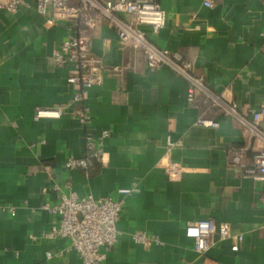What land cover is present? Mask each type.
Masks as SVG:
<instances>
[{
  "label": "crops",
  "instance_id": "0c3cea01",
  "mask_svg": "<svg viewBox=\"0 0 264 264\" xmlns=\"http://www.w3.org/2000/svg\"><path fill=\"white\" fill-rule=\"evenodd\" d=\"M156 1L166 12L163 27L140 29L190 62L210 91L237 104L239 116L199 96L188 102L185 77L168 66L148 69L142 53L121 43L103 18L87 31L102 82L76 100L69 69L54 59L74 28L54 11L39 14L35 0L13 12L0 8V205L15 209L0 213V264H81L68 239L43 237L57 223L44 205L70 191L118 198L117 189L133 185L116 222L118 242L101 264H264V181L231 161L242 148L252 166L263 143L250 123L264 105V0ZM58 108V117L36 116ZM82 109L90 116L86 125L75 117ZM200 117L217 125H199ZM258 127L264 130V122ZM102 131L103 163L88 174L66 169L69 155L85 153L86 134ZM167 161L178 162L181 173L170 177ZM207 218L243 234L237 251L230 239L202 254L193 249L185 225ZM58 250L62 255L47 258Z\"/></svg>",
  "mask_w": 264,
  "mask_h": 264
},
{
  "label": "built area",
  "instance_id": "2783aa9c",
  "mask_svg": "<svg viewBox=\"0 0 264 264\" xmlns=\"http://www.w3.org/2000/svg\"><path fill=\"white\" fill-rule=\"evenodd\" d=\"M23 0H0V8L16 11ZM205 5L211 6V1L205 0ZM35 7L39 14L54 11L59 18L65 20L74 32L61 41L54 50V59L57 65L69 69L66 81L77 87L76 100L82 101L86 91L93 85L102 82V64L95 57L89 47L87 31L100 18L112 27L121 43L130 45L140 51L148 69H157L168 66L177 74L189 81L186 98L193 102L197 96L201 103L219 107L224 113L239 116L235 102L226 103L218 95L210 91L201 76L192 72L190 62L184 60L176 51L160 48L153 44L140 29L141 25H148L154 32L163 27L166 19L165 10L156 0H35ZM51 23V19H47ZM264 52V45L262 47ZM61 109H38L36 116L58 117ZM76 119L86 125L90 121L87 109L75 114ZM264 122V105L251 115L250 127L262 139V147L256 155L252 166L244 163V149L235 150L231 161L238 165L242 172L255 179L264 181V130H259V122ZM197 124L216 126L217 122L211 118L200 117ZM107 131L99 136L90 132L85 137V153L76 157L69 155L64 162L66 169L82 168L88 174L90 167L96 163H103L105 152L103 139ZM167 143L171 145L169 138ZM170 177H176L182 171L178 162L167 161L163 166ZM136 190L135 185L117 189L118 198L104 196L95 198L91 194L79 197L74 192L61 193L58 201L53 205H44V208L56 216L57 223L50 230L43 233L44 238L63 237L69 241V249L75 251L81 264H101L105 258V251L116 245L119 231L116 222L119 219L124 197ZM264 204V198L262 199ZM7 211L15 214L13 207L0 205V213ZM184 234L192 239L193 249L198 253H205L216 241L230 239L231 249L237 251L243 241L241 232L233 231L228 223L214 218L200 219L185 225ZM30 238L36 237L30 235ZM133 238L146 245V237L135 234ZM62 251H47V258L59 257Z\"/></svg>",
  "mask_w": 264,
  "mask_h": 264
}]
</instances>
